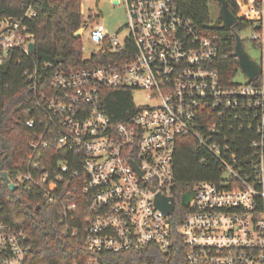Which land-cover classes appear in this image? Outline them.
Segmentation results:
<instances>
[{
	"label": "built area",
	"instance_id": "2783aa9c",
	"mask_svg": "<svg viewBox=\"0 0 264 264\" xmlns=\"http://www.w3.org/2000/svg\"><path fill=\"white\" fill-rule=\"evenodd\" d=\"M122 1L130 31L124 39L96 22L83 26L92 27L91 39L117 57L77 69L58 67L51 89L37 94L45 115L27 121L35 128L31 151L22 158L27 169L9 176L11 181L60 205L63 233H81L91 255L82 264H99L96 255L105 251L156 248L170 255L175 235L190 264H264V0H234L237 23L250 20L247 39L260 56L254 59L255 76L245 77L239 67L244 82L236 75L232 83L224 82L217 65L219 36L199 27L174 0ZM34 15L30 3L21 19L0 20V62L14 48L30 53L33 40L23 20ZM35 76L29 73L30 79ZM33 86L37 89L36 81ZM104 86L144 90L150 104L134 102L115 122L103 109ZM236 131L250 136L249 151L237 152ZM180 136L210 153L222 172L217 180L196 181L182 192V203L185 192L194 194L183 203L182 221L174 229ZM53 145L55 153L78 155L51 163L44 151ZM158 195L172 198L170 213L157 206ZM2 209L0 201V214ZM0 264H35L25 226L0 220Z\"/></svg>",
	"mask_w": 264,
	"mask_h": 264
},
{
	"label": "trees",
	"instance_id": "16d2710c",
	"mask_svg": "<svg viewBox=\"0 0 264 264\" xmlns=\"http://www.w3.org/2000/svg\"><path fill=\"white\" fill-rule=\"evenodd\" d=\"M174 1L178 9L199 27L219 36L217 65L224 82L232 83L239 72L238 59L233 55L235 34L246 31L250 20L240 18L230 28H224L221 21L217 25H210L211 0ZM227 1L231 11L237 14L239 8L235 1ZM30 3H33L35 15L25 18L23 22L35 42L34 51L26 53L20 48H14L0 62V201L3 204L0 220L11 226H25L28 231L31 262L82 264L91 255L84 246L81 233H63L65 224L61 222L58 213L60 205L47 204L36 188L18 185L15 190H11L2 173L7 171L13 178L21 169H27L22 158L31 151L30 140L35 135V128L28 126L27 121L45 115L37 105V94L40 90L51 89V80L58 67L61 65L64 68L77 69L97 65L106 61L107 57H117V54L110 52L108 48H99L89 58L84 57L83 41L76 32L85 25L95 23L98 14L90 13L87 18L82 12V0H0V20L6 17L13 21L21 19ZM29 73L36 74L35 79H30ZM34 81L37 89L33 86ZM102 97L104 111L115 122L124 119L135 107L130 88L115 89L104 86ZM236 133L238 132H234L238 139L237 152L241 154L249 151L246 144L248 145L250 136ZM54 151V145L44 151L46 156H51V163L56 157L66 156L71 159L74 154L78 155L70 150H65L64 154ZM48 163L45 161L43 167L49 168ZM72 166L80 167L75 164ZM221 172L219 162L210 153L196 147L194 140L180 136L174 157L175 209L170 216L174 229L181 223L185 211L181 201L182 192L192 188L196 181L217 180ZM83 213L84 209L81 207L80 214ZM175 237L170 255L153 248L142 253L105 251L96 257L99 264H190L184 257L186 248L181 237Z\"/></svg>",
	"mask_w": 264,
	"mask_h": 264
},
{
	"label": "rangeland",
	"instance_id": "374dc122",
	"mask_svg": "<svg viewBox=\"0 0 264 264\" xmlns=\"http://www.w3.org/2000/svg\"><path fill=\"white\" fill-rule=\"evenodd\" d=\"M82 12L88 18L89 14H98L96 24H101L104 27V31L110 35L118 34L120 39H124L129 35L130 31L127 25V12L125 4L122 0H82L81 3ZM210 7V25H217L218 22H222L220 18V3L219 0H211L209 2ZM92 27L88 29L80 28V36L83 41V53L85 58H89L94 52H96L100 45L94 42L90 37V31ZM252 32L250 30L241 32V38L245 46V50L253 59H259L260 49L254 46L249 38ZM246 39V40H244ZM238 82H244V76L240 72L236 78ZM133 100L135 104L146 105L150 104L147 98V93L144 90L135 89L133 91Z\"/></svg>",
	"mask_w": 264,
	"mask_h": 264
},
{
	"label": "water",
	"instance_id": "95a60500",
	"mask_svg": "<svg viewBox=\"0 0 264 264\" xmlns=\"http://www.w3.org/2000/svg\"><path fill=\"white\" fill-rule=\"evenodd\" d=\"M117 2V0H116ZM220 3V18L222 20V26L224 28H230L234 24L237 23L238 17L235 13L231 11L229 8V3L227 0H219ZM76 32L77 36H80L81 33ZM35 42L31 41L28 45V51L33 52L35 49ZM233 55L237 57L239 67L243 71L245 77L252 78L255 76L259 71V64L251 58L249 53L245 50V46L243 43V40L241 38V35L239 33L235 34V46H234V52ZM3 177L5 181L7 182L9 188L11 190H15L17 188L16 184L13 183L9 177V174L7 171H3ZM192 191H187L182 195L183 203L188 204L190 199L193 196ZM168 200H172L171 197H163L158 195L156 204L159 206L164 212L170 213L173 209V202H168Z\"/></svg>",
	"mask_w": 264,
	"mask_h": 264
},
{
	"label": "bare ground",
	"instance_id": "6f19581e",
	"mask_svg": "<svg viewBox=\"0 0 264 264\" xmlns=\"http://www.w3.org/2000/svg\"><path fill=\"white\" fill-rule=\"evenodd\" d=\"M78 33H81L80 31Z\"/></svg>",
	"mask_w": 264,
	"mask_h": 264
}]
</instances>
